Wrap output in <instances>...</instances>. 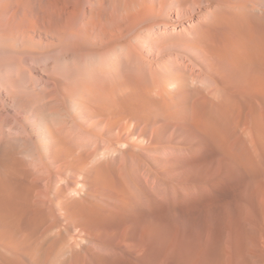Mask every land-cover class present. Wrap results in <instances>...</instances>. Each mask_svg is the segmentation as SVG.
Wrapping results in <instances>:
<instances>
[{
	"label": "bare ground",
	"instance_id": "obj_1",
	"mask_svg": "<svg viewBox=\"0 0 264 264\" xmlns=\"http://www.w3.org/2000/svg\"><path fill=\"white\" fill-rule=\"evenodd\" d=\"M0 264H264V0H0Z\"/></svg>",
	"mask_w": 264,
	"mask_h": 264
}]
</instances>
